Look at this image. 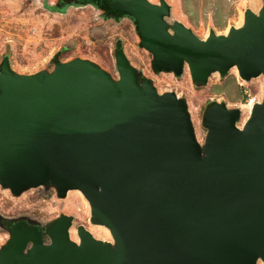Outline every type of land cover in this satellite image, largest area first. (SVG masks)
<instances>
[{
    "label": "water",
    "instance_id": "obj_1",
    "mask_svg": "<svg viewBox=\"0 0 264 264\" xmlns=\"http://www.w3.org/2000/svg\"><path fill=\"white\" fill-rule=\"evenodd\" d=\"M113 18L131 17L154 72L196 85L235 67L241 79L264 78V0L240 26L203 38L169 24L165 0H88ZM113 77L96 62L52 58V69L19 73L0 62V186L13 195L77 189L89 220L70 238L72 216L46 224L7 219L0 264L264 263V81L260 101L237 125L240 108L211 100L196 139L184 97L158 92L116 42ZM3 221H0L2 224ZM48 238L47 240L45 238Z\"/></svg>",
    "mask_w": 264,
    "mask_h": 264
},
{
    "label": "rangeland",
    "instance_id": "obj_2",
    "mask_svg": "<svg viewBox=\"0 0 264 264\" xmlns=\"http://www.w3.org/2000/svg\"><path fill=\"white\" fill-rule=\"evenodd\" d=\"M165 1L169 5L165 20L169 24L180 21L201 38L209 29L225 33L231 25L240 26L243 11L250 8L257 12L262 3V0ZM48 6L58 7V10ZM117 41L129 62L152 80L158 92L175 91L185 98L196 139L201 144L206 134L201 118L209 101H224L228 107L240 108L236 123L241 126L249 116L251 105L262 98L263 76L244 80L235 67L224 76L212 73L202 85L191 80L187 67L180 76L166 71L154 72L151 54L140 45L135 21L129 16L113 18L87 2L0 0V62L7 55L16 72L50 70L52 58L57 55L59 60L88 58L117 77L114 55ZM61 213L72 216L71 239L78 241L76 227L83 225L96 238L112 241L107 227L90 222L89 203L77 189L68 190L65 197H59L53 187L37 186L16 196L0 186V221H3L0 223V246L9 238L5 220L25 217L43 225ZM257 264L264 263L259 260Z\"/></svg>",
    "mask_w": 264,
    "mask_h": 264
},
{
    "label": "trees",
    "instance_id": "obj_3",
    "mask_svg": "<svg viewBox=\"0 0 264 264\" xmlns=\"http://www.w3.org/2000/svg\"><path fill=\"white\" fill-rule=\"evenodd\" d=\"M65 2L67 1H71V4L73 3V1H75L77 4H80V3H85L87 2L88 0H64ZM50 9H53V10H58V7H54V6H48Z\"/></svg>",
    "mask_w": 264,
    "mask_h": 264
},
{
    "label": "bare ground",
    "instance_id": "obj_4",
    "mask_svg": "<svg viewBox=\"0 0 264 264\" xmlns=\"http://www.w3.org/2000/svg\"><path fill=\"white\" fill-rule=\"evenodd\" d=\"M254 104V103H253ZM253 104L251 105V107L253 106ZM251 110V109H250ZM249 113H250V111H249ZM97 225H101V224H97ZM104 226V225H103Z\"/></svg>",
    "mask_w": 264,
    "mask_h": 264
}]
</instances>
